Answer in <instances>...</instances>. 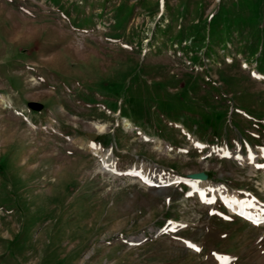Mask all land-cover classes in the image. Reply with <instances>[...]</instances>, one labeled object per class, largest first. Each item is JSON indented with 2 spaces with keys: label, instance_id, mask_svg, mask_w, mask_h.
<instances>
[{
  "label": "rangeland",
  "instance_id": "374dc122",
  "mask_svg": "<svg viewBox=\"0 0 264 264\" xmlns=\"http://www.w3.org/2000/svg\"><path fill=\"white\" fill-rule=\"evenodd\" d=\"M0 264H264V0H0Z\"/></svg>",
  "mask_w": 264,
  "mask_h": 264
},
{
  "label": "bare ground",
  "instance_id": "6f19581e",
  "mask_svg": "<svg viewBox=\"0 0 264 264\" xmlns=\"http://www.w3.org/2000/svg\"><path fill=\"white\" fill-rule=\"evenodd\" d=\"M8 99H6V98H4V97H1V101H2V103L3 102H6ZM4 105V104H3ZM97 128H98V130L99 131H101V130H103V125H97ZM93 135L94 134H90V137H93ZM221 151H222V153L224 154V155H228L229 153H230V150L228 149V148H222L221 149ZM240 153V151H238V154ZM235 156H236V154H235ZM248 159H251V160H253L254 158H255V155L253 154V151H249V155L248 156H246ZM241 158H242V156H241ZM177 180H178V177L176 178V179H172V180H169L168 182H170V183H172V182H177ZM200 180H202V179H189L188 181L191 183V184H193V187H198V189H200V192H201V194H203L204 193V190H203V188H201L200 186ZM188 182V183H189ZM198 185V186H197ZM225 198V197H224ZM229 204H230V206H236L237 207V202H233L232 201V199H230V201H229Z\"/></svg>",
  "mask_w": 264,
  "mask_h": 264
},
{
  "label": "water",
  "instance_id": "95a60500",
  "mask_svg": "<svg viewBox=\"0 0 264 264\" xmlns=\"http://www.w3.org/2000/svg\"><path fill=\"white\" fill-rule=\"evenodd\" d=\"M26 107L31 110H40L42 108V104L36 101H27ZM189 179H205L206 175L204 172H194L187 175Z\"/></svg>",
  "mask_w": 264,
  "mask_h": 264
}]
</instances>
